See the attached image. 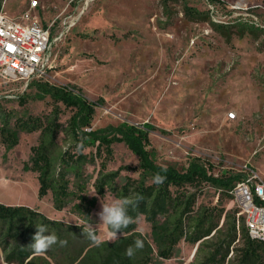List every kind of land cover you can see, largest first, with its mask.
Here are the masks:
<instances>
[{
	"label": "rangeland",
	"instance_id": "1",
	"mask_svg": "<svg viewBox=\"0 0 264 264\" xmlns=\"http://www.w3.org/2000/svg\"><path fill=\"white\" fill-rule=\"evenodd\" d=\"M32 1L0 0V13L20 19ZM35 1L32 14L51 33L49 66L45 75L28 81L0 78V96H5L0 110L10 115L11 127L17 118L45 119L59 107V122L68 129L77 108L53 99L45 87L71 85L77 95L100 102L94 129L148 125V147L159 164L183 170L199 158L212 164L216 174L242 175L252 165L264 178V0ZM39 139L40 130L20 131L18 144L7 150L0 132V202L25 204L62 221L63 228L48 234L67 245H53L23 263L10 261L16 243L0 229V264H202L214 251H220L218 258L227 251L235 220L238 238L224 261L208 264H241L244 216L230 191L211 185L200 193L194 214L212 213L217 228L197 243L181 239L171 258L158 254L144 215L128 243L120 240L129 237L124 233L108 242V228L101 225L97 232L105 242L89 244L82 229L100 223L101 198L87 217L75 208L76 199L57 210L51 191L39 198L37 173L23 168ZM58 143L57 156L75 145L66 130ZM113 149L107 171L119 170L115 187L121 189L128 176L140 177L139 157L124 142H115ZM98 161L84 167L90 181L97 176ZM95 193L89 185L88 194ZM113 196L118 197L107 190L104 199L111 202ZM138 238L143 249L127 257L126 248ZM256 264H264V252Z\"/></svg>",
	"mask_w": 264,
	"mask_h": 264
},
{
	"label": "trees",
	"instance_id": "2",
	"mask_svg": "<svg viewBox=\"0 0 264 264\" xmlns=\"http://www.w3.org/2000/svg\"><path fill=\"white\" fill-rule=\"evenodd\" d=\"M190 12L196 13L189 10L187 14H191ZM197 14L200 15V13ZM45 90L53 99L62 101L67 107L77 108L69 120L68 129L59 122V107H54L52 114L45 119L32 115L17 118L14 128L10 126V115L0 110V119L3 122L0 132L7 150L18 144L20 131L40 130L39 143L32 146L31 157L23 167L26 171L37 173L39 198H43L51 191L53 205L57 210L67 206L71 198L76 199L75 208L87 217L96 206L98 199L105 197L107 190L115 191L118 197L143 196L146 203L141 201L138 208L130 207L128 215L133 218L145 216L146 221L151 224V234L158 248V254L163 258H171L174 255L175 248L181 239L185 238L188 242L197 243L217 228L212 213L194 214L197 199L206 185L231 191L242 174L227 172L216 174L212 171V164L199 158L191 160L188 167L183 170L173 165L159 164L148 147V125L124 123L117 127H110L111 129H94L92 120L96 108L101 105L99 101H90L77 95L75 87L71 85L47 84ZM65 130L75 145L68 147L57 156L55 153L59 147L58 136ZM115 142H124L139 157L140 177L128 176L121 189L115 187L116 179L120 174L119 170L107 171L108 162L113 157ZM78 144H83V150L80 152L76 151ZM87 148L90 149L86 151ZM97 161L99 163L97 176L90 181L84 167L88 163L94 164ZM157 173L166 176L165 182L159 186L152 183V178ZM89 185L95 189V194H88ZM191 219L194 221L192 229H189L188 221ZM243 220L245 223V219ZM37 224L46 225L48 232L65 226L62 221L49 218L42 211L28 205L0 202V229L6 231V239H13L16 243L8 260L16 259L19 263H23L29 255L33 254L27 246L33 242L32 237ZM237 225L235 220L229 247L238 238ZM136 226L137 221L122 229L121 233L128 234L129 237H121L120 240L128 243L131 235L135 233ZM245 229V226L239 229L242 233L240 239L243 240L241 264H256L259 252H264V242L252 239ZM229 247L220 258H218L220 251H214L202 264L223 262ZM149 248L152 250L150 246ZM221 248L219 247V250ZM117 250H119L118 247L114 249V252ZM110 263L109 261L107 264ZM124 264L135 263L125 261Z\"/></svg>",
	"mask_w": 264,
	"mask_h": 264
},
{
	"label": "built area",
	"instance_id": "3",
	"mask_svg": "<svg viewBox=\"0 0 264 264\" xmlns=\"http://www.w3.org/2000/svg\"><path fill=\"white\" fill-rule=\"evenodd\" d=\"M36 6L37 1H32L20 19L0 13V78L4 82L28 81L46 74L51 33L32 14ZM230 193L244 216L248 235L264 242V178L252 165H246Z\"/></svg>",
	"mask_w": 264,
	"mask_h": 264
},
{
	"label": "clouds",
	"instance_id": "4",
	"mask_svg": "<svg viewBox=\"0 0 264 264\" xmlns=\"http://www.w3.org/2000/svg\"><path fill=\"white\" fill-rule=\"evenodd\" d=\"M83 150V144H78L76 151L80 152ZM166 180V176L159 173L155 174L152 178V183L159 186L162 185ZM146 200L143 196H124L115 197L113 196L111 202H107L103 197L101 198V210L96 214L99 218L100 223L93 227L90 223L86 228L82 229V236L88 239L93 245L100 246L104 243V239L98 234L97 229L103 225L108 228L106 233V239L108 242H115L120 234L121 230L127 228L129 224L139 220V216L133 218L128 215V209L130 207L138 208L139 202ZM36 231L32 237V243L27 248L32 251L33 254L39 255L50 248L53 245L59 244L61 247L67 245L66 240H60L54 233L45 235L48 232L47 226L44 224L35 225ZM144 247V241L142 239H136L132 245H129L125 250V255L132 258L136 251L142 250Z\"/></svg>",
	"mask_w": 264,
	"mask_h": 264
},
{
	"label": "bare ground",
	"instance_id": "5",
	"mask_svg": "<svg viewBox=\"0 0 264 264\" xmlns=\"http://www.w3.org/2000/svg\"><path fill=\"white\" fill-rule=\"evenodd\" d=\"M229 116L230 117H235V113L234 112H231V113H229Z\"/></svg>",
	"mask_w": 264,
	"mask_h": 264
}]
</instances>
